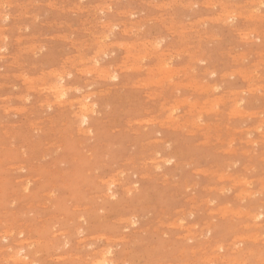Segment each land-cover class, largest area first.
<instances>
[{"label":"rangeland","instance_id":"374dc122","mask_svg":"<svg viewBox=\"0 0 264 264\" xmlns=\"http://www.w3.org/2000/svg\"><path fill=\"white\" fill-rule=\"evenodd\" d=\"M263 13L0 0V264H264Z\"/></svg>","mask_w":264,"mask_h":264},{"label":"bare ground","instance_id":"6f19581e","mask_svg":"<svg viewBox=\"0 0 264 264\" xmlns=\"http://www.w3.org/2000/svg\"><path fill=\"white\" fill-rule=\"evenodd\" d=\"M211 1V0H210ZM220 1V0H219ZM53 2V1H52ZM24 4V3H23ZM247 4V3H246ZM253 5V4H252ZM258 5V4H257ZM259 5H260V3H259ZM4 6V5H3ZM109 6V5H108ZM165 6V5H164ZM25 8V7H24ZM247 8V7H246ZM255 8V7H254ZM20 10V9H19ZM249 11V10H248ZM257 11V10H256ZM227 12V11H226ZM243 12H244V10H243ZM264 14V13H263ZM159 15V14H158ZM169 15V14H168ZM236 15H238V14H236ZM241 15V14H240ZM2 16V15H1ZM35 16V15H34ZM133 16V15H132ZM156 16V15H155ZM219 16V15H218ZM235 16V15H234ZM149 17V16H148ZM153 17V16H152ZM152 17H150V18H152ZM162 18V17H161ZM207 18V17H206ZM262 18V17H261ZM37 19V18H36ZM101 20V19H100ZM33 21H34V19H33ZM118 21H120V20H118ZM135 22V21H134ZM181 22V21H180ZM264 22V21H263ZM35 23V22H34ZM66 23V22H65ZM99 24V23H98ZM172 24V23H171ZM179 25V24H178ZM103 26V25H102ZM177 26V25H176ZM1 27V26H0ZM133 27V26H132ZM141 27V26H140ZM110 28V27H109ZM134 28V27H133ZM1 29V28H0ZM171 29V28H170ZM20 30V29H19ZM131 30V29H130ZM172 30V29H171ZM3 32V31H2ZM1 34V33H0ZM210 34V33H209ZM3 35V34H2ZM63 35V34H62ZM65 35V34H64ZM207 35V34H206ZM33 36V35H32ZM202 36V35H201ZM243 36V35H242ZM185 37V36H184ZM200 38V37H199ZM18 39V38H17ZM138 39V38H137ZM136 39V40H137ZM240 39H242V38H240ZM20 40V39H19ZM249 40V39H248ZM157 41V40H156ZM119 42V41H118ZM149 42V41H148ZM39 43V42H38ZM200 44V43H199ZM88 45V44H87ZM120 45V44H119ZM131 45V44H130ZM42 46V45H41ZM135 46V45H134ZM185 46V45H184ZM197 49V48H196ZM32 52V51H31ZM131 52V51H130ZM188 53V52H187ZM240 54H243V52L242 53H240ZM141 55H144V54H141ZM176 55V54H175ZM199 55V54H198ZM4 56V55H3ZM133 56V55H132ZM239 57V56H238ZM192 58V57H191ZM245 58V57H244ZM193 59H195V58H193ZM204 60V59H203ZM261 60V59H260ZM122 61V60H121ZM241 61V60H240ZM21 62V61H20ZM99 62V61H98ZM97 62V63H98ZM133 63V62H132ZM162 63V62H161ZM164 63V62H163ZM23 64V63H22ZM190 66V65H189ZM195 66V65H194ZM260 66V65H259ZM186 67V66H185ZM83 68V67H82ZM90 68V67H89ZM105 68H107V67H105ZM130 68V67H129ZM166 68V67H165ZM168 68H170V67H168ZM190 68H192V67H190ZM184 69V68H183ZM135 70V69H134ZM158 70V69H157ZM193 70V69H192ZM244 70V69H243ZM65 71V70H64ZM90 71V70H89ZM101 71V70H100ZM107 71V70H106ZM211 71H213V70H211ZM215 72V71H214ZM56 73V72H55ZM115 73V72H114ZM169 73H171V72H169ZM173 73V72H172ZM181 73V72H180ZM211 73V72H210ZM68 74V73H67ZM155 74V73H154ZM191 74V73H190ZM244 74H245V72H244ZM20 75H21V73H20ZM178 75V74H177ZM185 75H187L186 73H185ZM25 76V75H24ZM148 76H150V75H148ZM165 76V75H164ZM31 77V76H30ZM29 77V78H30ZM61 77V76H60ZM160 77V76H159ZM62 79L64 78V77H61ZM26 79H28V78H26ZM31 80H32V78H30ZM37 79V78H36ZM35 79V80H36ZM61 79V80H62ZM150 79V78H149ZM148 79V80H149ZM30 80V81H31ZM60 80V81H61ZM167 80H169V79H167ZM172 80V79H171ZM201 80V79H200ZM44 81V80H43ZM62 81H64V80H62ZM133 81V80H132ZM170 81V80H169ZM253 81V80H252ZM32 82V81H31ZM30 82V83H31ZM149 82H151V81H149ZM155 82H156V80H155ZM176 82V81H175ZM197 82V81H196ZM182 83V82H181ZM180 83V84H181ZM184 83V82H183ZM176 84V83H175ZM251 84V83H250ZM6 85V84H5ZM14 85V84H13ZM35 85V84H34ZM145 85V84H144ZM202 85V84H201ZM215 85V84H214ZM31 86V85H30ZM258 86V85H257ZM262 86V85H261ZM34 87V86H33ZM41 87V86H40ZM50 87V86H49ZM64 85L62 86V87H60V89H59V91L57 90V92L58 93H56V94H58V96H61V97H64L66 94H67V90H64ZM89 87V86H88ZM207 87V86H206ZM62 88V89H61ZM44 89V88H43ZM77 89V88H76ZM177 89V88H176ZM216 90V89H215ZM154 91V90H153ZM251 91V90H250ZM232 93V92H231ZM93 94V93H92ZM156 94V93H155ZM89 95H87L85 98H84V101H82L81 102V105H83L82 107H81V111H82V114L83 115H81L82 117H83V119H87V117H88V114H87V110L89 109L88 107L89 106H87V104H85V101H87L88 99H89ZM184 97V96H183ZM186 97V96H185ZM149 98V97H148ZM225 98V97H224ZM187 99H189L188 97H187ZM218 99H219V97H218ZM244 99V98H243ZM56 100V99H55ZM207 100V99H206ZM53 101V100H52ZM203 101H205V100H203ZM211 101V100H210ZM220 101V100H219ZM236 101V100H235ZM241 101V100H240ZM67 102V101H66ZM88 102V101H87ZM10 103V102H9ZM42 103V102H41ZM214 103V102H213ZM94 104V103H93ZM215 104V103H214ZM91 105V104H90ZM178 105V104H177ZM204 105V104H203ZM236 105V104H235ZM93 106V105H92ZM50 108V107H49ZM173 108H175V107H173ZM204 108V107H203ZM213 108V107H212ZM240 108V107H239ZM210 109V108H209ZM238 109V108H237ZM236 109V110H237ZM90 110H92V109H90ZM208 110V109H207ZM7 111V110H6ZM231 111V110H230ZM241 111V110H240ZM243 111V110H242ZM171 112V111H170ZM235 112V111H234ZM242 113V112H241ZM199 114V113H198ZM239 115V114H238ZM79 116V115H78ZM171 116V115H170ZM233 116V115H232ZM173 117V116H172ZM175 117V116H174ZM150 119V118H149ZM144 120V119H143ZM186 120V119H185ZM190 120V119H189ZM148 121V120H147ZM83 122V121H82ZM194 122V121H193ZM201 122V121H200ZM178 124V123H177ZM204 125V124H203ZM56 126V125H55ZM175 126V125H174ZM215 126V125H214ZM219 126V125H218ZM227 126V125H226ZM221 127V126H220ZM239 127V126H238ZM257 128H259V127H257ZM90 129V128H89ZM235 129V128H234ZM247 131V130H246ZM220 134V133H219ZM206 135V134H205ZM209 135V134H208ZM208 138V137H207ZM248 140H249V138H247ZM155 140V139H154ZM166 140V139H165ZM202 141V140H201ZM145 149V148H144ZM225 152V151H224ZM252 159V158H251ZM194 171V170H193ZM196 171V170H195ZM201 172H202V170H200ZM222 173V172H221ZM244 174V173H243ZM221 176V175H220ZM219 176V177H220ZM242 177V176H241ZM243 179H244V177H243ZM240 180V179H239ZM238 180V181H239ZM249 180V179H248ZM250 181V180H249ZM260 181V180H259ZM246 182H247V179H246ZM111 183V182H110ZM109 183V184H110ZM193 184V183H192ZM197 184V183H196ZM237 184V183H236ZM246 184V183H245ZM109 186V185H108ZM111 186V185H110ZM214 186V185H213ZM248 186V185H247ZM210 187V186H209ZM217 187V186H216ZM223 188V187H222ZM109 189H110V187H109ZM242 189V188H241ZM49 192V191H48ZM110 193H111V190H110ZM114 194V193H113ZM250 194V193H249ZM176 197V196H175ZM194 199V198H193ZM242 200V199H241ZM209 203V202H208ZM229 204V203H228ZM227 204V205H228ZM44 205V204H43ZM138 207V206H137ZM238 207V206H237ZM225 210V209H224ZM223 210V211H224ZM237 210V209H236ZM179 211V210H178ZM189 211V210H188ZM191 212V211H190ZM233 213V212H232ZM255 213V212H254ZM222 214V213H221ZM249 214H251V213H249ZM235 215V214H234ZM248 215V214H247ZM231 216V215H230ZM251 216V215H250ZM257 216V215H256ZM252 217H253V215H252ZM122 218V217H121ZM174 218V217H173ZM256 219V218H255ZM212 220V219H211ZM160 221V220H159ZM135 222V221H134ZM175 222V221H174ZM210 222V221H209ZM212 222V221H211ZM210 222V223H211ZM136 223V222H135ZM178 223V222H177ZM80 224V223H79ZM215 224V223H214ZM195 225V224H194ZM168 226V225H167ZM181 226H183V225H181ZM188 226V225H187ZM214 226V225H213ZM187 228V227H186ZM77 230H79V229H77ZM7 231V230H6ZM200 231H202V230H200ZM81 232V231H80ZM162 232V231H161ZM195 233V232H194ZM99 234V233H98ZM188 234V233H187ZM191 234V233H190ZM243 234V233H242ZM178 236V235H177ZM2 237V236H1ZM90 237V236H89ZM122 237V236H121ZM235 237V236H234ZM25 238V237H24ZM99 238V237H98ZM108 238V237H107ZM2 239V238H1ZM83 239V238H82ZM87 239V238H86ZM109 239V238H108ZM128 239H130V238H128ZM22 240V239H21ZM24 240V239H23ZM64 242V241H63ZM233 244V243H232ZM83 247V246H82ZM18 248V247H17ZM216 248V247H215ZM241 248V247H240ZM193 249V248H192ZM14 250V249H13ZM21 250V249H20ZM9 251V250H8ZM259 251V250H258ZM20 252V251H19ZM210 252V251H209ZM12 253V252H11ZM98 253V252H97ZM107 253H110V250H106L105 252H103V253H101V256H100V258L98 259V260H96V261H94V264H112V261H110V260H108L107 259ZM18 254V253H17ZM77 255V254H76ZM181 255H182V253H181ZM210 255V254H209ZM222 255V254H221ZM14 256V255H13ZM15 256H17V255H15ZM183 256V255H182ZM219 256V255H218ZM1 259V258H0ZM3 260V259H2ZM234 262V261H233ZM232 262V263H233ZM169 264H171V263H169ZM239 264V263H238Z\"/></svg>","mask_w":264,"mask_h":264}]
</instances>
